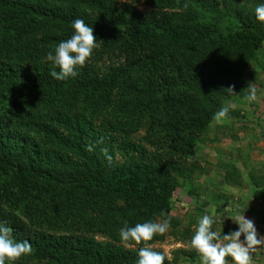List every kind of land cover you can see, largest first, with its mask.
<instances>
[{
	"label": "trees",
	"instance_id": "trees-1",
	"mask_svg": "<svg viewBox=\"0 0 264 264\" xmlns=\"http://www.w3.org/2000/svg\"><path fill=\"white\" fill-rule=\"evenodd\" d=\"M113 1L0 0V224L33 249L12 264H137L132 250L96 249L88 235L169 218L177 176L200 172L192 148L261 46L254 9L264 0H136L150 12L130 18ZM198 7L213 21L199 20ZM78 18L93 28L98 47L76 76L56 80L50 72L59 68L46 55L74 34ZM111 47L124 57L107 65ZM29 89L41 94L49 117L33 112L38 102ZM82 95L101 117L106 147L127 156L125 164L97 169L86 148L62 142ZM143 128L145 135H134ZM59 147L77 152L66 157ZM119 196L135 211L117 208ZM183 259L201 264L195 250Z\"/></svg>",
	"mask_w": 264,
	"mask_h": 264
},
{
	"label": "rangeland",
	"instance_id": "rangeland-1",
	"mask_svg": "<svg viewBox=\"0 0 264 264\" xmlns=\"http://www.w3.org/2000/svg\"><path fill=\"white\" fill-rule=\"evenodd\" d=\"M114 1L117 7L120 3H124L126 12L122 17L125 18H130V13L133 11L141 14L150 12V7L144 2ZM194 9L196 8L194 7ZM201 11L203 12L200 13ZM205 11L203 8H197L198 19L206 22L213 21L215 15ZM167 12L169 15L178 16L182 11L169 9ZM261 26L263 35L260 48L256 50L253 59L242 71V74L236 76V80H233V84L229 86L232 87V93L228 91L230 97L224 102H217L220 105L219 109L224 106L229 107L228 117L221 122H217L213 118L192 148L191 157L195 156L201 168L200 172L195 173L190 179L177 176L179 187L173 194V206L168 218L170 220L169 230L164 235H156L151 241L142 242L140 245H136L134 242L125 244L121 242V239L115 240L119 230L124 226L118 230L116 235L113 230H103L101 233L88 235L87 240L93 238L97 242L94 248L101 250L103 246H123L138 255L139 249L147 246L153 251L164 254V261L169 264H191L183 259V254L189 256L191 251H194L190 247V240L198 224V219L205 214L214 217L215 222L212 229L217 232H221L225 225L231 231L238 230V225L233 220L238 214H243L246 219L254 222L258 236L264 237V23H261ZM219 27L225 29V20L222 21V24L219 23ZM92 55H94L93 52ZM123 57L124 54L117 48L111 47L103 62L109 65ZM89 62L95 67H100L88 60ZM100 64L102 63L100 62ZM221 81L222 79L218 83ZM248 86H254L257 90L255 102L250 103L245 99L249 94ZM27 91H29L32 100L36 99L33 102H38L36 107L32 103L33 112L36 115L42 114L43 119L49 117L50 112L43 113L40 108L39 96L41 94L36 89ZM83 96H79V100L72 103L76 118L66 128H61L62 142L66 145L77 144L79 150L86 148L87 145H92L93 151L88 152V155L94 158L97 169L105 165L125 164L127 156L126 158L121 157L115 146L106 147L102 139L105 134L100 130L101 117L91 111ZM213 103L216 102L213 101ZM60 104H66L65 100L52 107V112L58 109ZM144 129L138 130L134 135L138 138L142 137L145 135ZM33 139L37 141V137ZM46 149L48 153L49 148ZM103 149H107V154L112 157L111 163L106 159ZM62 150L66 157L77 152L59 147L60 154H62ZM231 165L236 168V172L230 167ZM256 180L263 185L258 187ZM190 189L195 190V195L188 193ZM119 197L116 201L117 208L129 210L128 204L131 210L135 211L134 204L130 203V199L125 200V198ZM160 220L163 218H157L156 222ZM240 239L243 241V235ZM252 256L253 264H264V245L259 246ZM14 262L17 263V261ZM12 263L5 262V264Z\"/></svg>",
	"mask_w": 264,
	"mask_h": 264
},
{
	"label": "clouds",
	"instance_id": "clouds-1",
	"mask_svg": "<svg viewBox=\"0 0 264 264\" xmlns=\"http://www.w3.org/2000/svg\"><path fill=\"white\" fill-rule=\"evenodd\" d=\"M257 21L264 23V4H259L254 9ZM74 34L65 41L59 42L54 53L49 51L46 60L50 61L53 68L58 67L59 72L52 70L50 75L56 80H66L77 75L76 68L83 67L86 60L91 57L93 49L98 47L97 38L93 34V28L84 20L75 19L72 24ZM232 93V87L227 89ZM247 101L257 100V90L254 86H248ZM229 107H221L215 114L214 119L221 122L228 117ZM86 150L93 151L92 145H87ZM109 163L112 157L107 154V149L102 150ZM163 216L164 213H161ZM233 220V219H232ZM238 225V230L230 231L226 235L212 229L214 217L203 215L198 219L194 234L190 240V247L201 256V264H253V256L259 246L264 245V237L258 236L254 222L246 219L243 214H238L233 220ZM170 228V220L165 218L159 222L147 221L137 223L129 227L127 223L119 230L122 243L134 242L140 245L148 242L156 235H164ZM12 229L0 224V264L6 261L14 262L22 256L30 255L33 251L28 241H16L11 236ZM244 239L241 241V236ZM137 264H163L164 254L153 251L150 247H141L138 252Z\"/></svg>",
	"mask_w": 264,
	"mask_h": 264
},
{
	"label": "crops",
	"instance_id": "crops-1",
	"mask_svg": "<svg viewBox=\"0 0 264 264\" xmlns=\"http://www.w3.org/2000/svg\"><path fill=\"white\" fill-rule=\"evenodd\" d=\"M264 189V188H263ZM264 191V190H263Z\"/></svg>",
	"mask_w": 264,
	"mask_h": 264
}]
</instances>
